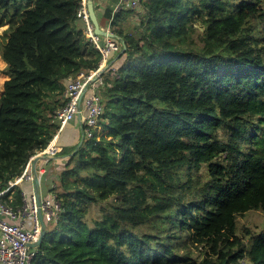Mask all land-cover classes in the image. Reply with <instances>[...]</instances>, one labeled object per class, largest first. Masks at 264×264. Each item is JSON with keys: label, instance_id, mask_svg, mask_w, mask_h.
Listing matches in <instances>:
<instances>
[{"label": "trees", "instance_id": "16d2710c", "mask_svg": "<svg viewBox=\"0 0 264 264\" xmlns=\"http://www.w3.org/2000/svg\"><path fill=\"white\" fill-rule=\"evenodd\" d=\"M117 1L93 0L123 41L100 90L107 133L62 148L61 209L31 264H264V230L239 226L264 210V0H143L132 26ZM81 2L0 0V190L58 132L68 79L99 64Z\"/></svg>", "mask_w": 264, "mask_h": 264}, {"label": "built area", "instance_id": "2783aa9c", "mask_svg": "<svg viewBox=\"0 0 264 264\" xmlns=\"http://www.w3.org/2000/svg\"><path fill=\"white\" fill-rule=\"evenodd\" d=\"M142 2L143 0H118L114 5V11L129 8L135 10L138 6H142ZM77 15L84 23L86 37L99 50L101 58L96 68L80 71L76 76H71L68 79L63 95L65 104L56 110L55 120L60 124L59 130H62L67 123L77 119L83 138L96 137L98 139L100 131L103 129L100 118L104 112L100 90L105 82L110 58L121 51L123 41L117 36L103 35L96 32L88 10V0H82ZM101 28L113 32L110 25L107 27L101 26ZM57 137L58 133L49 145L38 153L55 155L60 152L61 148L56 144ZM33 156L28 161L22 174L11 180L6 189L0 190V264H31V259L35 254V250L29 246V243L39 237L42 229L35 194L30 195V203L23 191L24 202L20 207H15L10 202L13 199L12 195H9L8 199L2 198V195L10 187L23 179L34 180ZM41 208L45 222L55 218L61 209L56 194L52 193L50 196L42 197ZM24 215H29L30 219H22ZM28 222L31 224L29 227Z\"/></svg>", "mask_w": 264, "mask_h": 264}, {"label": "rangeland", "instance_id": "374dc122", "mask_svg": "<svg viewBox=\"0 0 264 264\" xmlns=\"http://www.w3.org/2000/svg\"><path fill=\"white\" fill-rule=\"evenodd\" d=\"M117 1V0H116ZM135 13L137 15H133V17H131V20L128 21L126 19H124V26H132L134 24V22H136L135 20H137V22H139V16L140 14L143 13V7L142 6H138V8L135 9ZM133 14V11H132ZM7 27V25L0 27V48L4 42V29ZM8 78V75L6 73V62L3 60V58L0 55V95L2 94V90H3V85H4V81ZM88 94V93H87ZM86 94V95H87ZM81 133V132H79ZM78 130L77 128L73 127L72 125L68 124L66 125V127H64L63 132L61 133V138L59 140V143H66L67 145H70V143L75 140L77 138V136H79ZM102 133V134H101ZM107 133V129H102L100 131L99 134V138L103 135ZM257 146H258V140H257ZM259 147V150L257 152L258 155L264 156V152L263 150ZM263 153V154H262ZM57 155H60L59 152L57 153ZM59 160H51V162H47L50 163V166L53 167V174L55 177V181L57 180L60 172H61V167L64 163L63 158H58ZM20 186L25 190L26 195H27V199L28 201L31 203V198L30 195L33 191V184L32 182L28 181V180H24L21 182ZM105 204V202H95L92 203L89 211L86 215V220L90 223L93 224L95 219H99L101 218L102 214H103V205ZM23 218H27L30 219L29 215H24L22 217ZM28 227L31 225L29 222L27 223ZM239 226H240V233H242V228L243 227H249L252 230L259 232L261 230H264V210H260V209H250L248 211H246L243 215L239 216ZM246 239H248L246 237ZM195 254H197V251L195 252ZM244 264H248V261H245Z\"/></svg>", "mask_w": 264, "mask_h": 264}, {"label": "crops", "instance_id": "0c3cea01", "mask_svg": "<svg viewBox=\"0 0 264 264\" xmlns=\"http://www.w3.org/2000/svg\"><path fill=\"white\" fill-rule=\"evenodd\" d=\"M68 124H70L73 127L77 128L78 133L80 132L81 128H80V125H79V122L77 121V119L72 120L71 122L67 123L66 125H68ZM66 125L64 127H66ZM64 127H63L62 130H58V132H57L58 133V137L56 139V144L59 146V148H61V150H62L63 147H65V146L67 147L68 146L66 143H63V142L59 143L58 142L60 140V138H61L60 136H61V133L64 130ZM78 138H79V136H77V138L75 140H73L70 143V145L73 144L74 142H76L78 140ZM60 152H59V154H60ZM58 158H63L64 159V155L63 154H61V155H57V154L48 155L47 158L39 159L37 161V163H36V170H37L38 175L40 177V192L42 194V197L50 196V194H52V193L54 194V192L52 191V188L55 186V177H54V174L52 172L54 169H53L52 166H50L49 163L48 164H43V162H44V160L47 159V160H49V162L52 163V161H51L52 159L53 160H59ZM32 168H33V164H32ZM24 180L25 179H23L22 181H24ZM22 181L18 182L17 184H21ZM28 181L32 182V184L34 186V180H28ZM23 191L25 192L24 189H23ZM32 194H34V187H33V191L31 193V195ZM26 197H27V195H26Z\"/></svg>", "mask_w": 264, "mask_h": 264}, {"label": "water", "instance_id": "95a60500", "mask_svg": "<svg viewBox=\"0 0 264 264\" xmlns=\"http://www.w3.org/2000/svg\"><path fill=\"white\" fill-rule=\"evenodd\" d=\"M88 10H89V13H90V17L95 25V30L97 33L99 34H103V35H111V36H117L114 32H110V31H107L105 29H102L100 24H99V20H98V17H97V14L95 12V9H94V2L93 0H88ZM125 48V45L123 47V49ZM82 139H83V136H82ZM48 157V154L47 153H38V154H35L33 156V159H32V162H33V167L35 169V175H34V194L36 196V202H37V210H38V214L40 216V220L42 222V229H41V232H40V235L39 237L35 240V241H32L29 243V246L30 247H36L40 244V242L42 241L43 239V236L46 232V222L43 218V213H42V208H41V203H42V194L40 192V177L38 175V172L36 170V163L39 159H44V158H47Z\"/></svg>", "mask_w": 264, "mask_h": 264}]
</instances>
